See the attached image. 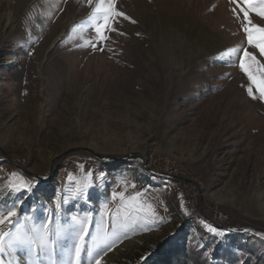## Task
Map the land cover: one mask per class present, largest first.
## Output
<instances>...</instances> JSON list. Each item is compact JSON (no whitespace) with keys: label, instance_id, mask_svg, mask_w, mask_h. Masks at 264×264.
Masks as SVG:
<instances>
[{"label":"rangeland","instance_id":"1","mask_svg":"<svg viewBox=\"0 0 264 264\" xmlns=\"http://www.w3.org/2000/svg\"><path fill=\"white\" fill-rule=\"evenodd\" d=\"M116 6L135 23L121 18L93 48L86 0H0V210L15 206L19 227L46 224L53 241L7 249L0 264H139L188 222L200 241L234 231L264 261V234L246 229H264V101L230 51L257 52L242 13L230 0ZM150 154L200 184L197 213L179 180L138 164ZM12 173L31 190H12Z\"/></svg>","mask_w":264,"mask_h":264},{"label":"snow or ice","instance_id":"2","mask_svg":"<svg viewBox=\"0 0 264 264\" xmlns=\"http://www.w3.org/2000/svg\"><path fill=\"white\" fill-rule=\"evenodd\" d=\"M86 2L92 8L89 19L92 22L96 37V43H93L91 39H86V46L90 45L95 48L96 44L107 41L109 39L107 33L117 31L116 26L121 18L135 23V21L127 16L126 13L117 9L116 0H86ZM230 2L237 6L234 7L232 11L238 16V18L242 13V28L246 34L247 44L251 48L257 50V52H250L247 48L230 51L242 52V55L239 57V69L246 75L249 81V86L246 88L249 97L252 99L259 98L261 101H264V63H261L260 59H258V56L264 57V27L254 23L250 16V13H255L257 17L264 18V0H230ZM237 8H239V12H237ZM73 31H75V28ZM99 50L102 51L103 49L101 48ZM10 186L14 191H30L33 185L27 182L22 176L12 173L10 174ZM87 187L88 185L86 184L84 189ZM132 187L135 186L132 185ZM84 189L78 190V194H86ZM133 199H135V197H133ZM56 206L58 209L61 207L59 201ZM148 208L151 210V205H148ZM75 219L76 218L73 217V220ZM80 223L81 227L85 228V224L83 222ZM5 224L13 226L15 230L5 231L0 227V254H3L7 249L16 248L17 246H27L31 249L33 245H36L41 249H46L53 245L46 224H42L38 228L18 226L19 219L15 206L7 210L6 214L3 210H0V226ZM209 230L215 231L212 228ZM60 234L61 230L58 229L56 235L59 236ZM82 238L83 237H81V239ZM79 254L80 247L79 245H76V257H79ZM96 264H100V261L97 260Z\"/></svg>","mask_w":264,"mask_h":264},{"label":"trees","instance_id":"3","mask_svg":"<svg viewBox=\"0 0 264 264\" xmlns=\"http://www.w3.org/2000/svg\"><path fill=\"white\" fill-rule=\"evenodd\" d=\"M191 229L190 222L181 225L139 264H264L253 249L243 245L234 231L224 230L225 241L209 234L200 241L193 237Z\"/></svg>","mask_w":264,"mask_h":264},{"label":"bare ground","instance_id":"4","mask_svg":"<svg viewBox=\"0 0 264 264\" xmlns=\"http://www.w3.org/2000/svg\"><path fill=\"white\" fill-rule=\"evenodd\" d=\"M150 155L152 157L151 156H145L143 158L137 159L138 164L145 166L147 169H151L153 171H156V172L160 173L161 175H163L164 177H177V178H179L180 183H181V179L182 180H188L186 178L187 175H186V172L184 170H181V177H179L178 174L164 170V166H166V161L172 162V163L176 164V168H180L175 160H173L169 157L160 158L157 156H153L152 154H150ZM147 163H152V166L147 164ZM180 169H182V168H180ZM188 181H190V180H188ZM192 184H193L194 190L196 191V193H198L199 200H200V195H201L200 184H198L196 182H193ZM183 202H184V205L190 209L189 204L186 203L185 194H183ZM218 222H219V220H218ZM222 222H224V221H222ZM222 224H226V223L224 222Z\"/></svg>","mask_w":264,"mask_h":264},{"label":"built area","instance_id":"5","mask_svg":"<svg viewBox=\"0 0 264 264\" xmlns=\"http://www.w3.org/2000/svg\"><path fill=\"white\" fill-rule=\"evenodd\" d=\"M152 166V163H147ZM164 170H167L169 172H173L175 174H178L179 177H181V170L180 168H176V164L166 161V166H164ZM181 186L183 187V194L186 196V203L189 204L190 210L191 211H199V196L198 193L193 188V184L191 181L188 180H182L181 179ZM210 208V207H209ZM209 211H213L215 214V219L214 220H219V221H224V222H229V218L227 213H224L223 211H218L214 210L213 207L209 209ZM228 218V219H224Z\"/></svg>","mask_w":264,"mask_h":264},{"label":"water","instance_id":"6","mask_svg":"<svg viewBox=\"0 0 264 264\" xmlns=\"http://www.w3.org/2000/svg\"><path fill=\"white\" fill-rule=\"evenodd\" d=\"M89 151V150H88ZM106 158V157H105ZM119 157H114V158H110L111 160H116V159H118ZM136 158V157H135ZM14 163V162H13ZM14 165H15V167H17L18 169H20L21 171H23L24 173H26L27 175H29V176H32V177H38V178H42V177H39L38 175H36V174H34V173H32L30 170H28V169H26V168H24V167H22V166H20V165H18V164H16V163H14ZM148 171H150L151 173H154L155 175H161L160 173H158V172H156V171H153V170H151V169H148ZM161 176H163V175H161ZM166 178H168V179H174V180H179V178H177V177H166ZM211 222L213 223V224H215L216 226H221L220 224H218V223H216V222H213L212 220H211ZM229 229H236L235 227H228ZM247 230H250V231H257V232H260V233H263L264 234V229H261V228H246ZM246 229H244V230H246Z\"/></svg>","mask_w":264,"mask_h":264}]
</instances>
